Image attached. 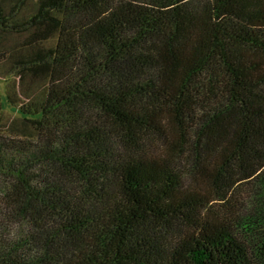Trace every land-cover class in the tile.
<instances>
[{"label":"trees","instance_id":"16d2710c","mask_svg":"<svg viewBox=\"0 0 264 264\" xmlns=\"http://www.w3.org/2000/svg\"><path fill=\"white\" fill-rule=\"evenodd\" d=\"M42 23L0 264H264V0H0L1 32Z\"/></svg>","mask_w":264,"mask_h":264},{"label":"rangeland","instance_id":"374dc122","mask_svg":"<svg viewBox=\"0 0 264 264\" xmlns=\"http://www.w3.org/2000/svg\"><path fill=\"white\" fill-rule=\"evenodd\" d=\"M52 17L59 18L55 13ZM58 27L51 23L36 25L21 33L0 31V130L31 138L33 130L22 120L19 108L44 97L50 68L39 66L28 71L10 74L19 62L43 59L53 53Z\"/></svg>","mask_w":264,"mask_h":264}]
</instances>
